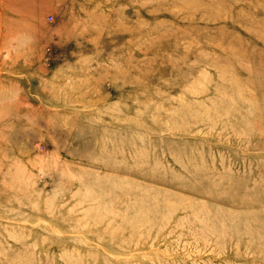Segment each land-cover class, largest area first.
I'll use <instances>...</instances> for the list:
<instances>
[{
	"label": "rangeland",
	"instance_id": "1",
	"mask_svg": "<svg viewBox=\"0 0 264 264\" xmlns=\"http://www.w3.org/2000/svg\"><path fill=\"white\" fill-rule=\"evenodd\" d=\"M0 264H264V0H0Z\"/></svg>",
	"mask_w": 264,
	"mask_h": 264
}]
</instances>
